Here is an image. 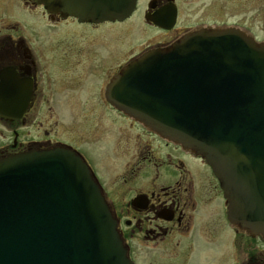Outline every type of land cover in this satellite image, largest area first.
<instances>
[{"label": "water", "instance_id": "obj_1", "mask_svg": "<svg viewBox=\"0 0 264 264\" xmlns=\"http://www.w3.org/2000/svg\"><path fill=\"white\" fill-rule=\"evenodd\" d=\"M36 1L87 22L124 20L137 2ZM109 98L205 158L229 220L264 237V43L235 29L191 34L127 66ZM0 264L135 263L89 166L55 148L0 159Z\"/></svg>", "mask_w": 264, "mask_h": 264}, {"label": "flooded vegetation", "instance_id": "obj_2", "mask_svg": "<svg viewBox=\"0 0 264 264\" xmlns=\"http://www.w3.org/2000/svg\"><path fill=\"white\" fill-rule=\"evenodd\" d=\"M4 1L0 16L11 22L0 30V102L6 108V115H0V159L33 150L75 151L98 179L137 264L139 257L149 264L146 253L158 261L177 249L191 252L195 244L198 250L201 237L210 251L216 195L221 194L212 168L194 151L161 137L112 104L109 87L145 51L169 48L201 30L232 27L256 35L253 28L208 16L216 11V0H137L128 19L113 22L49 13L35 0ZM250 1L231 0L233 7L220 9L231 10L229 19L236 18L251 10ZM138 15L141 27L153 30L154 37L126 59L134 49H125L124 28ZM108 27L116 31L115 44L90 38L89 32ZM131 27L146 32L137 24ZM107 140L116 144L125 163L104 178L88 152L98 155ZM228 224L236 240L252 244L258 239ZM162 244L167 250L160 253L156 247ZM261 252L251 249L248 264L264 262L257 257Z\"/></svg>", "mask_w": 264, "mask_h": 264}, {"label": "rangeland", "instance_id": "obj_3", "mask_svg": "<svg viewBox=\"0 0 264 264\" xmlns=\"http://www.w3.org/2000/svg\"><path fill=\"white\" fill-rule=\"evenodd\" d=\"M16 3L18 0H6L2 4L6 3ZM252 7L249 12L243 13L236 18L229 19V13L232 12L229 9H226L227 12L220 9L221 6H227V8L233 7L231 0H216V11H211L208 16H216V21H224V22H240L246 24L253 28L257 40L264 41V0H252L250 1ZM11 13V12H4ZM19 18L25 19V16L22 14H18V12H14ZM216 13V15H215ZM238 13V12H237ZM141 16V15H140ZM139 15L131 22L130 25H127L124 29V45L127 51V48H133L134 51L132 53H128L126 55V59L133 54L134 52L143 50L146 44L151 43V40L148 38H153V30L143 29L141 25H143L141 17ZM227 20V21H226ZM8 21V22H7ZM11 20L7 19L4 16H0V30H4L6 25H8ZM137 24L138 28H142L146 32L137 31L132 25ZM144 26V25H143ZM145 27V26H144ZM116 29V28H115ZM120 29V28H119ZM111 27L103 28L102 31H92L89 32V36L91 39H101L104 40L105 43L115 44V30ZM114 34V35H113ZM148 43H147V40ZM85 44V43H83ZM135 47V48H134ZM129 49V50H130ZM114 129V128H113ZM113 129L111 131H113ZM101 147H98L97 154L95 155L93 152L90 153L87 149H84L88 152V154L92 156L93 163L96 166L98 172L102 177H109L112 173L111 169H116L120 171L121 164L125 163L124 157H119L118 150L116 149L114 143L107 140V143L104 141L101 142ZM100 156H104L100 158ZM119 174L118 172H114V175ZM216 219H215V229L212 232V236H214V244L211 246L210 251H206V242L201 237L199 242V248L197 250V244L194 245V249L191 252H184L180 249L176 251H172L170 256L161 257V255L157 258L151 256L146 253V256L150 258L149 264H248V254L252 250H262L263 252L257 253L258 258H264V240L262 238H258L254 240L252 244L245 242V239L241 241L239 238L236 240V234L234 230H232L227 222L225 216V201L224 198L220 195L217 197L216 195ZM197 238L194 236L192 239L195 241ZM191 239V240H192ZM188 240V243L191 241ZM251 246H250V245ZM158 252H163L164 245H159L156 247ZM137 253H135L136 255ZM138 264H144V261L139 257Z\"/></svg>", "mask_w": 264, "mask_h": 264}]
</instances>
